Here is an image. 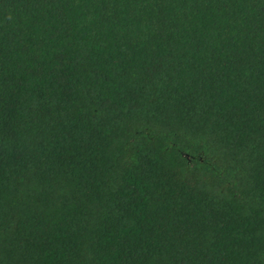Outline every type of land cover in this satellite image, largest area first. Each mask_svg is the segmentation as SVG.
Segmentation results:
<instances>
[{"label": "trees", "instance_id": "trees-1", "mask_svg": "<svg viewBox=\"0 0 264 264\" xmlns=\"http://www.w3.org/2000/svg\"><path fill=\"white\" fill-rule=\"evenodd\" d=\"M0 264H264V0H0Z\"/></svg>", "mask_w": 264, "mask_h": 264}]
</instances>
